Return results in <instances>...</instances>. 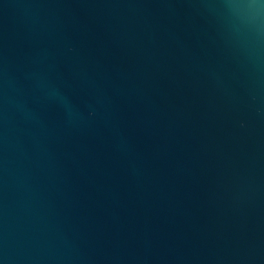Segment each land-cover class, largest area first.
Masks as SVG:
<instances>
[{"label":"water","instance_id":"obj_1","mask_svg":"<svg viewBox=\"0 0 264 264\" xmlns=\"http://www.w3.org/2000/svg\"><path fill=\"white\" fill-rule=\"evenodd\" d=\"M0 264H264V0H0Z\"/></svg>","mask_w":264,"mask_h":264}]
</instances>
